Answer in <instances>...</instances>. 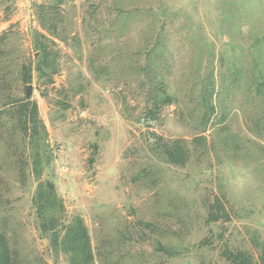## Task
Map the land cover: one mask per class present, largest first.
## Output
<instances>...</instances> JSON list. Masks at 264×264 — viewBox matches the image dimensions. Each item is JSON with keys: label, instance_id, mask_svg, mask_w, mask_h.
<instances>
[{"label": "rangeland", "instance_id": "obj_1", "mask_svg": "<svg viewBox=\"0 0 264 264\" xmlns=\"http://www.w3.org/2000/svg\"><path fill=\"white\" fill-rule=\"evenodd\" d=\"M116 1H62L57 11L64 21L71 20V30L64 33L65 41L55 39L52 45L59 71L47 87L38 89L35 80L31 84L29 97L37 104L48 142L59 150L60 164L55 163L54 172L67 216H82L95 264H106L109 246L111 264H227L220 255L225 239L256 255L249 233L256 232L264 239V197L258 189L264 188V133L258 119L264 106L258 97L247 103V79L241 78L251 79L252 53L242 51L241 63L236 57L230 61L241 77L238 75L234 90L221 94L222 104L228 108L222 123L217 121L223 107L217 95L211 99L215 111L203 123L204 108L198 94L203 89L200 78L207 75L209 66H213L212 77L219 85L223 71L220 50L237 53L246 49L252 38L246 33L245 41L234 44L230 36L228 44H223L229 37L219 30L216 0ZM40 3L51 1L15 0L9 13L0 5V33L11 28L13 49H23L31 58L35 53L30 49V30L38 28L34 9ZM159 3L168 14L157 19L148 9ZM234 6L237 16L231 20L239 15L264 36V0H236ZM121 10L127 16H119ZM236 21L242 22L240 18ZM155 32L163 37L157 55L145 64L141 48L153 41L150 35ZM259 41L262 46L264 40ZM205 48L212 52V59L202 54ZM160 89L171 96V102L159 104L147 125L144 116ZM221 126L239 142L231 166L225 163L231 156L227 144L217 135ZM153 133L168 143L184 139L190 148L188 161L179 166L156 160L147 143ZM200 136L205 143L200 142ZM194 138L199 139L193 142ZM8 148L2 139L0 163L4 169L16 159L8 154ZM61 164L67 166L64 173L58 171ZM140 169L151 173L137 178ZM9 170L6 194L14 200L12 209L22 225L20 237L26 248L36 250L46 264H66L63 255L55 259L50 255L47 240L35 232L27 213L28 191L19 187L15 173ZM223 195L229 201L223 203L228 219L206 224V205ZM145 223L151 226L145 227ZM209 228L222 231L221 240L196 246L210 236ZM155 229L179 233L171 238L182 239L189 249L174 258L155 251Z\"/></svg>", "mask_w": 264, "mask_h": 264}, {"label": "trees", "instance_id": "obj_2", "mask_svg": "<svg viewBox=\"0 0 264 264\" xmlns=\"http://www.w3.org/2000/svg\"><path fill=\"white\" fill-rule=\"evenodd\" d=\"M14 1L0 0V5L5 7V13L11 11ZM50 1L51 3L37 4L36 9H34L38 24V28L30 30V49L35 53L34 57L27 56L23 49L19 52L13 49L11 28L0 33V141L3 139L9 145L8 154L12 158L13 156L16 157L15 160L13 158L9 164L5 165V169L0 163V264H46L44 258L36 250L26 248L24 239L20 237L22 225L15 218L14 209H12V201L14 200L6 194L10 185V181L6 179L8 178L6 172L10 171L9 169L15 173V182L19 187L28 191L26 197L28 216L33 221L34 230L39 238L47 240L46 247L47 250H50V255H53L54 259L58 255H63L66 264H95L91 237L82 216L79 214L67 216L63 199L57 189L55 178L57 174L54 172V168L57 161L60 164L59 150L56 146L53 148L49 144L47 129L38 116L37 104L34 99L26 97L25 94L26 85L32 84L33 80L36 81L38 89L41 86L47 87L53 82L54 75L58 73L59 68L57 52L52 45H54L55 39L65 41L64 33L68 31L67 29L71 30V20L66 18L67 21H64L57 11L60 3L64 0ZM112 1L114 4L117 2L116 0ZM162 5L163 3H159L154 7L150 6L148 10L156 15L157 19L161 18L168 14V11L162 10ZM234 5H236V0H216L219 30L229 37V40L224 41L223 44H228L230 36L234 39V44L238 43L239 40L245 41L243 36L246 33V36L251 37L252 41L248 39L251 44L248 42V47L239 50L237 53L232 51L221 52L225 50H220V68H222L220 72L223 71L218 86L212 77L213 66L212 68L209 66L207 75L200 78L203 89L198 94L202 98L200 104L204 108L201 114L203 123H206L215 111L211 101L213 95H217L218 104L223 106L220 108L222 111L218 116V123H222L226 118L228 108L222 104L223 101L220 97L221 94L234 90L239 83V76L241 77V75L237 71L238 67L235 64L232 65L230 61L234 62L233 58L236 57L237 61L241 63L242 51L252 53L251 72L249 73L251 79L243 74L241 77L247 79V82L244 80L245 100L249 103L252 98L258 97L261 105L264 106V44L259 46V40H264V36L256 26L242 20L239 15L236 20L240 18L242 22L231 20L232 17L237 16L235 14L237 13V6ZM166 7L170 11L169 6ZM120 13L119 16H127L125 10H121ZM229 19L230 21L227 23L226 20ZM150 36L153 41L144 43L141 48L146 60L145 64L150 57L153 58L157 55L156 50L159 49L163 37L160 32H155ZM203 51L204 56L212 55V52H205L206 48ZM209 58L212 59L211 56ZM229 62L231 64H228ZM158 75L156 76L159 77ZM226 75L230 77L228 83L225 81ZM216 86L218 91L215 92ZM160 90L156 92L158 95L155 94L154 96L153 107L144 116L146 120L154 119L155 110L159 104L171 102V96L163 89ZM258 119L263 122V132L261 133H264V113H261ZM255 125L258 126L257 123ZM152 135L153 137L147 141L148 150L156 160L179 166L188 161L190 148L184 139L177 138L168 143L162 137L154 133ZM217 135L224 145L227 144L228 153L231 156L229 158L227 156L225 163L227 166H231L232 152L238 149L239 142L236 140V136L231 135L225 126L217 128ZM198 139L194 138L193 142ZM17 140L21 142V145H14ZM201 141L205 143L203 136H200ZM21 146L25 148H21ZM145 173L148 174L151 171L140 169L136 177L143 176ZM258 189L264 197L263 186L258 187ZM224 199L227 203L229 202L227 197L225 198L223 195L222 199L215 197L212 202L206 205L208 209L205 215L206 224L215 223L217 220H224L228 217L223 208ZM150 226V223H145V227ZM152 231L158 234V237L154 239V250L161 251L163 255L173 258L179 257L189 249L188 244L182 239L174 241V238H171L172 235H176L175 232L160 229ZM209 233L210 236L202 238L196 246L207 245L211 240H221L223 235L222 231L217 233L212 228H209ZM176 236L178 237L179 233ZM249 237L257 251L256 255L249 249L231 245L228 239L221 241L220 255L227 264H264V239L256 232L249 233ZM111 249L109 246L106 250L109 259L105 260L106 264H111L113 260Z\"/></svg>", "mask_w": 264, "mask_h": 264}, {"label": "built area", "instance_id": "obj_3", "mask_svg": "<svg viewBox=\"0 0 264 264\" xmlns=\"http://www.w3.org/2000/svg\"><path fill=\"white\" fill-rule=\"evenodd\" d=\"M151 121H152V120H146V124H147V125H150ZM60 168H61V169L58 170L59 172H65V171H67V166L64 165V164H61V165H60Z\"/></svg>", "mask_w": 264, "mask_h": 264}, {"label": "water", "instance_id": "obj_4", "mask_svg": "<svg viewBox=\"0 0 264 264\" xmlns=\"http://www.w3.org/2000/svg\"><path fill=\"white\" fill-rule=\"evenodd\" d=\"M32 85H26V97H29V94L31 93Z\"/></svg>", "mask_w": 264, "mask_h": 264}]
</instances>
